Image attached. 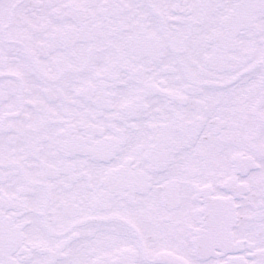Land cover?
Instances as JSON below:
<instances>
[{"label":"snow or ice","instance_id":"snow-or-ice-1","mask_svg":"<svg viewBox=\"0 0 264 264\" xmlns=\"http://www.w3.org/2000/svg\"><path fill=\"white\" fill-rule=\"evenodd\" d=\"M0 264H264V0H0Z\"/></svg>","mask_w":264,"mask_h":264}]
</instances>
